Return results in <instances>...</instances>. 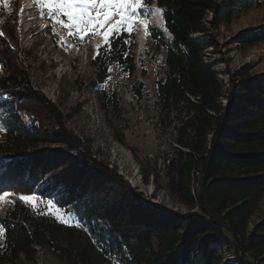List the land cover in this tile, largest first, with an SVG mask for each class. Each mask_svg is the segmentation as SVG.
<instances>
[{
    "label": "trees",
    "instance_id": "trees-1",
    "mask_svg": "<svg viewBox=\"0 0 264 264\" xmlns=\"http://www.w3.org/2000/svg\"><path fill=\"white\" fill-rule=\"evenodd\" d=\"M152 4L163 10L168 35L150 27L153 41L166 49V76L156 84V105L173 153L164 177L168 193L187 212L141 199L115 169L91 156L55 105L34 88L26 64L31 52L9 43L13 18L6 16L0 37V195L25 189L75 216L86 230L39 214L16 198L1 219L0 264L29 258L35 248L63 264H198L193 258L198 251L201 264H224L213 245L232 253L237 264H264V221L248 230L264 199V80L237 73L223 84L215 64L204 60L209 48L216 49L213 31L230 24L241 4L145 0ZM128 38L113 33L111 52L103 45L93 62L99 79L115 63L134 69L133 34L124 43ZM261 41L264 30L245 42ZM4 95L9 99L2 100ZM35 107L50 130L30 110ZM18 110L30 120L29 129ZM46 144L64 150L51 156L36 152ZM60 167L65 172L45 179Z\"/></svg>",
    "mask_w": 264,
    "mask_h": 264
},
{
    "label": "rangeland",
    "instance_id": "rangeland-1",
    "mask_svg": "<svg viewBox=\"0 0 264 264\" xmlns=\"http://www.w3.org/2000/svg\"><path fill=\"white\" fill-rule=\"evenodd\" d=\"M237 2L241 4L238 16L230 24L221 25L213 31L212 39L216 49L209 48L204 57L206 62L215 64L214 69L223 84L234 79L237 73H244L255 80H264V41L252 44L245 42L249 36L264 30V0ZM146 8L148 12L144 8L139 10L140 14L143 12L141 16L146 17V21L141 22L133 33L131 59L134 69L115 63L105 70L104 78L101 79L97 75L92 56L95 46L103 44L102 38L89 39L76 51L65 32L58 30L54 34L51 31V20L41 15L40 8L34 5L33 0H7L6 4L1 3L0 32L3 33L5 28L6 16L13 18L8 28L13 34L9 43L18 50H30L26 64L34 88L55 105L65 126L82 140L91 156L115 169L134 192L141 194V199L165 210L183 214L187 212V207L174 200L166 188L164 171L167 159L173 153L156 105V84L166 76V49L155 43L145 29L146 23L161 31L162 18L161 14H153L157 9L154 4ZM163 30L167 39L168 35ZM61 38L62 43L68 44V51L57 42ZM2 98L9 99L6 95ZM30 110L50 130L52 125L46 121V117L36 107ZM17 115L25 128L29 129L30 120L24 111L18 110ZM35 150L51 156L64 148L46 144L36 146ZM63 172L64 168L60 167L45 179L49 180L51 176ZM19 192V195L10 192L13 195L0 203V229L3 232L0 242L4 235L1 219L13 200H20V196L31 197L27 203L20 201L37 213L86 230L75 216L66 213L53 202L38 198L25 189ZM259 221H264V199L258 212L250 219L248 230ZM212 247L223 255L224 264H237L238 260L232 253L225 252L219 245ZM35 249L36 254H31L29 258L19 256L14 259L10 254L6 258H13L14 264H63L53 254ZM193 258L201 264L200 251Z\"/></svg>",
    "mask_w": 264,
    "mask_h": 264
},
{
    "label": "snow or ice",
    "instance_id": "snow-or-ice-1",
    "mask_svg": "<svg viewBox=\"0 0 264 264\" xmlns=\"http://www.w3.org/2000/svg\"><path fill=\"white\" fill-rule=\"evenodd\" d=\"M0 3L6 4L7 0H0ZM33 3L40 8L41 15H46L51 20V31L54 34L58 30L65 32L76 51H79L80 46L89 39L102 38L103 44L95 46L93 60L101 55L103 45L108 46L105 51L113 50L112 41L109 40L113 33L116 36L128 33L129 38L125 39L124 43H130L132 34L141 22L146 21V17H142L139 10L144 8L146 12L149 11L145 0H33ZM162 11L157 8L153 14L160 15ZM145 29L146 32L150 31V26L146 23ZM2 35L3 33L0 32V36ZM62 40L63 38L58 39L57 42L68 51V44L62 43ZM2 70L0 66V71ZM12 195L8 191L3 192L0 195V203ZM19 199L27 203L32 198L20 196ZM2 234L0 229V235Z\"/></svg>",
    "mask_w": 264,
    "mask_h": 264
},
{
    "label": "bare ground",
    "instance_id": "bare-ground-1",
    "mask_svg": "<svg viewBox=\"0 0 264 264\" xmlns=\"http://www.w3.org/2000/svg\"><path fill=\"white\" fill-rule=\"evenodd\" d=\"M159 20V19H158ZM160 20H162V19H160ZM160 27V26H159ZM161 29L163 30V26H161ZM164 31V30H163ZM223 102V101H222Z\"/></svg>",
    "mask_w": 264,
    "mask_h": 264
},
{
    "label": "water",
    "instance_id": "water-1",
    "mask_svg": "<svg viewBox=\"0 0 264 264\" xmlns=\"http://www.w3.org/2000/svg\"><path fill=\"white\" fill-rule=\"evenodd\" d=\"M162 24H163V20H162ZM162 31V30H161ZM163 32V31H162Z\"/></svg>",
    "mask_w": 264,
    "mask_h": 264
}]
</instances>
